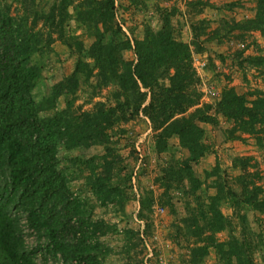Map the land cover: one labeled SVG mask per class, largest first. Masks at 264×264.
Masks as SVG:
<instances>
[{
	"label": "rangeland",
	"instance_id": "1",
	"mask_svg": "<svg viewBox=\"0 0 264 264\" xmlns=\"http://www.w3.org/2000/svg\"><path fill=\"white\" fill-rule=\"evenodd\" d=\"M0 1L8 5L10 14L18 18L24 15L25 8L46 12L54 0ZM114 1V24L130 46L121 51V59L126 63L135 62L132 40L142 39L145 31L155 33L164 30L174 40L184 43L189 48L196 79L193 95L196 101L183 116L200 109L209 120L197 123L202 130L201 144L205 153L190 163L187 170H182L178 164L187 157V151L181 148L177 139H169L163 151H155L153 132L140 111L132 115L126 111L125 120L105 131V143L102 145L69 150L63 145L57 147V167L66 173L69 191L80 206L79 218L95 225L94 233L89 234L86 242L89 246H97V262L144 264L145 256L150 253L151 257L147 259L150 264L160 261L170 264H224L213 246H208L204 255L196 259L192 252L194 248L205 245L193 231L194 226L205 221L195 223L189 219H198V208L202 211L207 209L208 198L215 196L219 199L215 214L229 221V225L213 233L214 241L223 244L229 239L228 234L238 241L245 240L250 247L248 257L251 264H264V214H255L245 207L234 210L227 196L228 191L234 196L240 193L237 178L247 187L251 186L250 181L264 194V147L258 146L253 136L234 130L232 123L216 109L223 88L231 87L235 93L244 94L247 100L253 99L248 94L252 91L264 92L262 65H250L255 61L247 60V57L264 56V44L259 33L253 31L239 36L235 31L224 32L232 22L253 17L254 0ZM196 1L206 5L192 4ZM66 13L61 35L63 41L53 34L50 44L31 57L37 68L31 99L36 104L47 98L52 86L69 76L78 61L87 65L90 77L78 75L74 93L59 96L51 108L38 113L39 117L64 110L66 101L70 104V112L78 117L115 105L116 86L98 84L97 69L93 68V62L87 56L94 40L92 23L77 21L70 7ZM42 36L45 37V33ZM159 83L166 85L165 80ZM139 92L145 94V105L149 100L148 92L140 87ZM117 100L122 102L123 97ZM135 100L136 96H130L127 101L130 104ZM104 155L105 159H101ZM103 160L109 164H104ZM95 174L109 176L107 185L120 190L123 199L120 204L100 205L96 201L88 181ZM237 214L245 216L243 224L239 223ZM134 219L142 222V238ZM20 225L26 251L46 243L44 236L26 228L23 217ZM209 232L202 229L201 238L204 240ZM40 259L41 255L37 254L34 263L40 264ZM46 264H61V261L56 255L54 259L47 258Z\"/></svg>",
	"mask_w": 264,
	"mask_h": 264
},
{
	"label": "trees",
	"instance_id": "2",
	"mask_svg": "<svg viewBox=\"0 0 264 264\" xmlns=\"http://www.w3.org/2000/svg\"><path fill=\"white\" fill-rule=\"evenodd\" d=\"M114 2L57 0L55 3L54 0L46 12L25 8L22 19L10 14L8 5L0 1V264H35L37 254L41 255L40 264H46L47 258L54 259L56 255L61 264H99L97 246H89L86 242L94 233L95 225L79 218L80 206L69 191L66 173L57 167L55 153L58 146L63 145L69 150L102 145L105 131L125 120L126 111L130 115L140 111L150 124L157 153L163 151L171 138L177 139L181 148L187 151V157L178 162L182 170H187L190 163L205 153L201 144L202 130L197 123L206 122L209 117L200 109L183 116L196 101L193 97L196 79L189 48L164 30L145 31L142 39L132 40L135 62H124L120 53L130 46L114 24ZM254 2L253 17L232 22L224 32L235 31L244 36L256 31L264 44V0ZM192 4L206 5L201 1ZM69 7L77 21L90 22L94 27V40L87 56L97 69L98 84L116 86L115 105L78 117L70 112V104L66 101L64 110L39 117L38 113L51 108L59 96L74 93L78 75L90 77V69L78 61L69 76L52 86L47 98L36 104L31 99L30 91L37 80V68L31 57L50 44L53 34L62 40ZM247 60L255 61L250 65H262L264 74V56L247 57ZM161 80H165L166 85L160 84ZM139 87L148 92L149 100L145 105V94L139 92ZM248 94L253 99L247 100L244 94L235 93L231 87L223 88L216 109L232 123L234 130L253 136L256 144L264 147V92L255 90ZM128 95L129 98L137 97L131 106ZM120 96L122 102L117 100ZM108 177L95 174L87 178L90 190L100 205L120 204L123 201L120 190L107 185ZM237 180L240 193L234 196L227 192L234 210L245 207L255 214H264V194L259 187L250 181L251 186L247 187L242 180ZM208 200L207 209L198 208V219H189L195 223L205 221L202 226L193 227L194 236L205 242L204 246L192 250L193 258H199L208 246H213L224 264H251L250 247L245 240L238 241L228 234L229 239L223 244L214 241L213 233L225 229L229 221L215 214L219 199L214 196ZM21 217L26 228L44 236L46 243L25 250ZM236 217L241 224L246 221L244 215L237 214ZM201 228L210 231L204 240ZM142 234L139 233L140 238Z\"/></svg>",
	"mask_w": 264,
	"mask_h": 264
},
{
	"label": "built area",
	"instance_id": "3",
	"mask_svg": "<svg viewBox=\"0 0 264 264\" xmlns=\"http://www.w3.org/2000/svg\"><path fill=\"white\" fill-rule=\"evenodd\" d=\"M134 221L139 225V233H141L142 232V222L141 221H139V220H135L134 219ZM151 257V254L150 253H148L146 256H145V258H144V264H150L149 263V261H147V259L148 258H150ZM157 264H170V263H168V262H166V261H160L159 263H157Z\"/></svg>",
	"mask_w": 264,
	"mask_h": 264
}]
</instances>
